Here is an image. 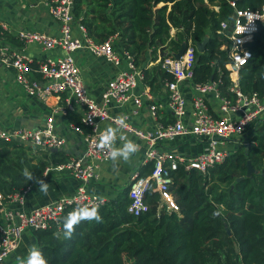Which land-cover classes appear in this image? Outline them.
Returning <instances> with one entry per match:
<instances>
[{
	"label": "trees",
	"instance_id": "1",
	"mask_svg": "<svg viewBox=\"0 0 264 264\" xmlns=\"http://www.w3.org/2000/svg\"><path fill=\"white\" fill-rule=\"evenodd\" d=\"M263 6L264 0H74L73 15L96 43L117 36L151 93L173 80L154 63L164 52L175 54L190 42L195 47L191 82L219 81L221 94L232 98L227 51L222 49L227 38L219 33L220 24H230L235 10L256 12ZM205 36L208 41L199 53L196 45ZM244 46L251 58L238 71L239 90L262 97L264 23H258ZM69 119L80 123L79 115L70 114ZM248 136L247 145L236 147L205 175L182 167L171 172L169 191L177 212L165 210L150 182L144 195L147 211L138 216L128 211L126 189L99 208L102 223L82 222L71 239L62 233L54 238L56 227L35 231V246L48 264H264V120ZM67 160L61 153L0 141V192L8 195L34 184L23 175L25 169L43 179L47 166ZM152 170L153 161H148L138 175L148 178Z\"/></svg>",
	"mask_w": 264,
	"mask_h": 264
},
{
	"label": "built area",
	"instance_id": "2",
	"mask_svg": "<svg viewBox=\"0 0 264 264\" xmlns=\"http://www.w3.org/2000/svg\"><path fill=\"white\" fill-rule=\"evenodd\" d=\"M44 5L48 15L58 24V34L50 36L36 31H23L19 33V39L25 46L36 45L44 51L60 49L64 54L40 61L32 69V61L28 57L0 47V68L14 71V82L26 96L65 95L62 104L56 108V112L61 115L67 116L76 106L82 109L79 125L71 123L69 128L82 135L84 153L81 157L69 158L53 167L55 171L64 173L77 183L71 195L60 196L26 211L21 207L32 185L8 195L0 192V264H6L11 254L18 249L23 233L43 231L51 227L60 230L63 218L77 206L100 208L109 201L89 192L90 185L99 179V165L110 161L106 151L96 147L100 133L107 129L103 125L108 123L117 127V116L109 114V107L132 103L135 108L131 116H134L140 111L144 100H152L146 86L140 94L133 93L138 83L142 82L143 75L130 54L122 51L120 55L115 51L117 36L109 37L101 43L90 38L85 27L74 18V0H44ZM231 6L234 7V4L231 3ZM231 22L233 26L229 30ZM231 22H222L219 33L227 38V44L222 49L227 51L226 67L231 72L232 84L229 91L232 98L221 94L219 81L191 82L195 47L189 42L179 58L166 51L155 62L173 77L171 82H165L168 91L166 108L173 121L158 123L151 130H142L125 116L126 126H121L122 134L143 141L146 145L144 162L153 161V170L148 178L140 177L135 172L129 179L127 189L131 203L128 211L133 215L138 216L147 211L144 195L150 182L154 183V190L165 210L177 212L178 206L169 191L171 172L182 167L184 171L196 170L205 175L209 168L223 163L236 147L247 145L251 129L264 120V96L259 97L256 93L245 95L238 87V71L251 58V53L244 44L252 40L258 23H264V6L256 12L235 10ZM75 27L78 36L74 35ZM78 51L103 57L116 68L121 65L122 60L126 62V68L118 71L106 83L99 102L87 94L80 69L73 58V54ZM31 73L38 74L40 79H30ZM186 80L191 83L194 92L189 124L185 122L187 101L179 87ZM149 111L153 119L159 120L158 104L150 103ZM176 137L198 138L204 141V149L201 153L188 157L161 148L163 141ZM0 141H17L38 150L59 149L64 144L54 133L52 116L41 129H0ZM229 144L232 148L227 147Z\"/></svg>",
	"mask_w": 264,
	"mask_h": 264
},
{
	"label": "crops",
	"instance_id": "3",
	"mask_svg": "<svg viewBox=\"0 0 264 264\" xmlns=\"http://www.w3.org/2000/svg\"><path fill=\"white\" fill-rule=\"evenodd\" d=\"M214 8L217 9L216 7ZM58 30V24L48 15L44 0H0V47H5L7 51L23 54L32 61V64L36 65L38 62L47 58L60 57L64 52L60 49L44 51L36 45L25 46L19 39V33L23 31H36L50 36H56ZM171 33L173 34L174 30ZM74 35L78 36L76 27L74 29ZM117 40L114 42V48L117 53L122 55L123 50ZM73 58L80 69L88 96L96 102L100 101L106 83L118 71L126 68V62L124 60L116 68L103 57L94 56L86 51L74 53ZM34 75L38 74L31 73L29 74V78L37 79ZM179 87L187 101V116L185 117V122L189 124L190 106L194 92L191 83L187 80L182 81ZM143 89L144 85L140 82L133 90V93L138 95ZM167 93L168 91L165 86L161 88V92L151 93L152 100H144L140 111L134 116H131L135 108L132 103H127L121 107L111 105L109 107V114L117 117L128 116L130 122L139 129H154L158 123H168L172 120V116L166 108ZM64 97L65 95L62 97L53 95L26 96L22 89L14 82V71L2 67L0 68V129H41L46 124L47 119L52 116L54 133L64 141L61 148L52 152L61 153L66 157V160L81 157L84 153L83 137L81 134L75 133L69 128V124L72 123L69 115H79L82 109L76 106L74 111L67 116L56 112V108L62 104ZM152 102L159 105V120L153 119L150 114L149 104ZM103 126L105 128L113 127L108 123ZM123 135L139 146L138 151L127 163L121 160L114 166L110 160L107 163L100 164L98 167L99 179L90 185V193L107 198L108 200L115 198L127 189L130 177L135 172H138L139 168L145 164V143L134 136L128 134ZM122 145L123 141L117 140L115 147L119 148ZM160 146L167 151L192 157L203 151L205 143L198 138L176 137L163 141ZM31 149L34 151L52 150H38L32 147ZM48 163H50L49 160ZM53 167L52 165L47 166L43 172V179L49 184L47 194L38 191V186L35 183L32 184L31 190L21 209L29 211L36 206L53 201L60 196L74 193L77 183L64 173L55 171ZM33 246H35L33 234L31 232L23 233L18 249L11 254L6 264L17 263L18 257L25 258L29 249Z\"/></svg>",
	"mask_w": 264,
	"mask_h": 264
},
{
	"label": "clouds",
	"instance_id": "4",
	"mask_svg": "<svg viewBox=\"0 0 264 264\" xmlns=\"http://www.w3.org/2000/svg\"><path fill=\"white\" fill-rule=\"evenodd\" d=\"M115 119L117 127H108L104 132L100 133L99 142L96 145L99 150L106 151L108 159L111 160L114 166L121 160L125 163L129 162L139 148L137 144L127 139L121 132V126H126L125 117H117ZM117 140L123 141L122 147H115ZM23 175L27 180L35 182L38 186V191L47 194L49 184L44 179L35 177L27 169L24 170ZM213 215H219V213L216 212ZM85 221L103 222L98 206L83 205L74 208L63 218L62 229L53 233L54 238L60 239L62 233L64 239H71L76 228ZM17 259L19 264H48L43 252L36 246L29 249L25 258L18 257Z\"/></svg>",
	"mask_w": 264,
	"mask_h": 264
},
{
	"label": "water",
	"instance_id": "5",
	"mask_svg": "<svg viewBox=\"0 0 264 264\" xmlns=\"http://www.w3.org/2000/svg\"><path fill=\"white\" fill-rule=\"evenodd\" d=\"M232 26L233 25H232V22H231L230 29L229 30H231ZM207 41H208V36H205L204 39L200 43H198L196 45V50L199 53H201L203 51V49L205 48V45H206ZM184 52H185V45H182L181 48L179 49V51L174 54L175 58H179L180 56L183 55ZM51 151H56V149H52ZM247 167H248V173H247V175H250L253 172V170H252L249 162L247 163ZM238 180H240V179H238ZM225 230H226L227 234L230 235V231L227 228V226H225ZM235 250L237 251V248L236 247H235Z\"/></svg>",
	"mask_w": 264,
	"mask_h": 264
},
{
	"label": "rangeland",
	"instance_id": "6",
	"mask_svg": "<svg viewBox=\"0 0 264 264\" xmlns=\"http://www.w3.org/2000/svg\"><path fill=\"white\" fill-rule=\"evenodd\" d=\"M121 57H122V56H121ZM227 147H228V148H232V145H231V144H229V145H227Z\"/></svg>",
	"mask_w": 264,
	"mask_h": 264
}]
</instances>
